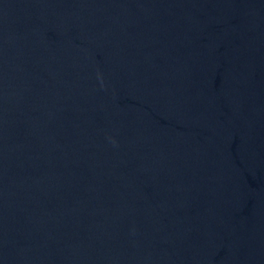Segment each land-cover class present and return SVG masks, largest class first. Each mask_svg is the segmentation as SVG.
Instances as JSON below:
<instances>
[{"label":"water","instance_id":"95a60500","mask_svg":"<svg viewBox=\"0 0 264 264\" xmlns=\"http://www.w3.org/2000/svg\"><path fill=\"white\" fill-rule=\"evenodd\" d=\"M0 264H264V0H0Z\"/></svg>","mask_w":264,"mask_h":264}]
</instances>
